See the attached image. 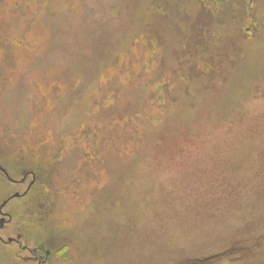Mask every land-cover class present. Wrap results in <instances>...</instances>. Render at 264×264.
Returning a JSON list of instances; mask_svg holds the SVG:
<instances>
[{"label":"rangeland","instance_id":"374dc122","mask_svg":"<svg viewBox=\"0 0 264 264\" xmlns=\"http://www.w3.org/2000/svg\"><path fill=\"white\" fill-rule=\"evenodd\" d=\"M0 165L48 264H264V0H0Z\"/></svg>","mask_w":264,"mask_h":264},{"label":"flooded vegetation","instance_id":"af4514ba","mask_svg":"<svg viewBox=\"0 0 264 264\" xmlns=\"http://www.w3.org/2000/svg\"><path fill=\"white\" fill-rule=\"evenodd\" d=\"M0 173H2L1 170ZM26 174V177L24 175L21 179H14L17 182H12L6 178L8 182L13 186H16L17 189H24L25 191L21 194V197L9 200L14 194L19 192L17 191L16 193H12L6 200H9L7 205L3 208V210H0V244L5 247L14 246V250L18 255H20L19 252H21L22 255L26 256L24 259L20 260L12 254L13 257H15V261L19 264H25L26 262L30 264H48L50 257L44 249V240L30 241L29 237H27L21 229L15 227L16 222L13 211L11 212L8 209L7 211L4 210L12 201L23 200L28 197L29 193L36 186L37 180L34 173L28 172ZM30 177H32L31 180ZM22 179L24 180L22 181ZM24 261L26 262L24 263Z\"/></svg>","mask_w":264,"mask_h":264},{"label":"water","instance_id":"95a60500","mask_svg":"<svg viewBox=\"0 0 264 264\" xmlns=\"http://www.w3.org/2000/svg\"><path fill=\"white\" fill-rule=\"evenodd\" d=\"M0 170L2 171V174L8 179V180H10V181H12V182H17V181H15L13 178H11L10 177V175L8 174V172L0 165ZM27 176V174H25V177ZM24 179H22V181H23ZM37 180V179H36ZM22 195L20 194V193H16V194H14L9 200H11V199H15V198H19V197H21ZM8 200V201H9ZM8 201H4L2 204H1V208H0V210H3V208L7 205V203H8Z\"/></svg>","mask_w":264,"mask_h":264},{"label":"trees","instance_id":"16d2710c","mask_svg":"<svg viewBox=\"0 0 264 264\" xmlns=\"http://www.w3.org/2000/svg\"><path fill=\"white\" fill-rule=\"evenodd\" d=\"M228 262V261H227ZM211 263H212V261H211Z\"/></svg>","mask_w":264,"mask_h":264}]
</instances>
